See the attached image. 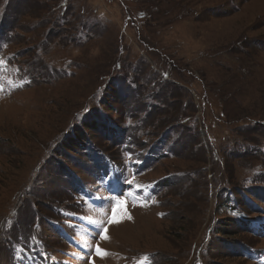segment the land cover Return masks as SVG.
Wrapping results in <instances>:
<instances>
[{
	"label": "rangeland",
	"instance_id": "1",
	"mask_svg": "<svg viewBox=\"0 0 264 264\" xmlns=\"http://www.w3.org/2000/svg\"><path fill=\"white\" fill-rule=\"evenodd\" d=\"M142 262L264 264V0H0V264Z\"/></svg>",
	"mask_w": 264,
	"mask_h": 264
},
{
	"label": "trees",
	"instance_id": "2",
	"mask_svg": "<svg viewBox=\"0 0 264 264\" xmlns=\"http://www.w3.org/2000/svg\"><path fill=\"white\" fill-rule=\"evenodd\" d=\"M142 14V16H141V19L143 18V17H145V16H143V15H145V12L143 11V13H141ZM85 26V25H84ZM85 30H86V28H84ZM83 28H81L79 31H78V33H81L82 34V32H86L85 30H84ZM80 35V34H79ZM84 34H82V36H83ZM117 64H118V61H117ZM116 63H115V65H117ZM120 66V65H119ZM111 80V77H109V79H108V81H110ZM85 125V124H84ZM77 132V137L79 138V136L81 135L80 134V131H76ZM67 143V142H66ZM68 143H71L72 145H74V143L75 142H73L72 140H70V142H68ZM71 144H70V146H71ZM79 145H81V143H79ZM64 149H66L65 147L67 146V144H64V145H61ZM95 166H97V165H95ZM103 171H104V168L103 169H100L99 170V175H100V177L102 176V173H103ZM81 183H78V181H77V183H78V185L79 186H85L83 183L84 182H82V181H80Z\"/></svg>",
	"mask_w": 264,
	"mask_h": 264
},
{
	"label": "snow or ice",
	"instance_id": "3",
	"mask_svg": "<svg viewBox=\"0 0 264 264\" xmlns=\"http://www.w3.org/2000/svg\"><path fill=\"white\" fill-rule=\"evenodd\" d=\"M97 251H99V249H97ZM142 264H143V262H142Z\"/></svg>",
	"mask_w": 264,
	"mask_h": 264
},
{
	"label": "bare ground",
	"instance_id": "4",
	"mask_svg": "<svg viewBox=\"0 0 264 264\" xmlns=\"http://www.w3.org/2000/svg\"><path fill=\"white\" fill-rule=\"evenodd\" d=\"M256 221H258V220H256Z\"/></svg>",
	"mask_w": 264,
	"mask_h": 264
}]
</instances>
